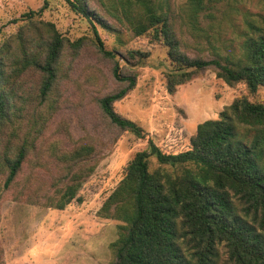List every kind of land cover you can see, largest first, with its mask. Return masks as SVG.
<instances>
[{"label":"trees","instance_id":"trees-1","mask_svg":"<svg viewBox=\"0 0 264 264\" xmlns=\"http://www.w3.org/2000/svg\"><path fill=\"white\" fill-rule=\"evenodd\" d=\"M107 1L109 6L102 3L108 14L135 36L150 32L165 46L170 64L165 88L169 93L205 69L229 86L243 83L251 95L264 88V27L245 20V32L235 48L232 41L230 47L220 40V29L226 20L231 22L240 0H186L184 14L177 17L166 0ZM66 2L89 23L97 50L114 61L111 76L122 84L98 98L101 112L115 127L144 137L139 125L115 112L113 103L135 85L136 75L124 74L122 67L142 63L145 53L129 50L128 57H120L125 64H119L97 31V24L107 28V23L86 0ZM43 8L22 15L38 41L19 31L12 57L6 55L8 49L2 52L6 47L0 49V58L13 64L15 75L28 68L40 72V99L56 81L63 47L53 23L33 18ZM173 18L192 37L201 39L193 45L195 54L184 50L187 47L174 31ZM71 44L76 48L78 43ZM6 65L0 61V136L11 114L10 96L2 85ZM243 128L254 131L249 142L242 140ZM189 144L185 150L166 152L148 139L147 148L134 152L127 162L123 177L97 212L121 222L117 238L109 244L113 264H264V102L247 95L235 97L217 118L196 125ZM30 147L24 143L12 155L8 149L0 153L3 188L16 180ZM93 152L91 145L80 144L56 153L61 171L57 183L62 187L46 197L49 206L63 209L73 199L81 201L76 194L94 168ZM150 157L157 163L153 169Z\"/></svg>","mask_w":264,"mask_h":264},{"label":"rangeland","instance_id":"rangeland-1","mask_svg":"<svg viewBox=\"0 0 264 264\" xmlns=\"http://www.w3.org/2000/svg\"><path fill=\"white\" fill-rule=\"evenodd\" d=\"M86 1L107 23V28L97 24V31L119 64H125L120 57H128L129 50L146 55L142 63L122 67L124 74H135L136 81L133 89L113 103L115 112L139 125L144 137L115 127L101 112L98 98L122 84L111 76L114 61L99 53L83 16L75 13L66 0H0V49L6 47L2 50H9L6 55L12 57L17 51L19 31L38 41L22 15L42 6L33 18L53 23L63 38L57 78L44 99L38 96V70L28 68L15 75L13 64L0 58L7 64L2 85L10 96L11 113L2 125L0 153L8 149L12 155L24 143L33 146L8 188L2 187L0 173V264H113L109 244L117 238L121 222L97 212L123 177L134 152L147 148L148 139L166 152L185 150L196 125L217 118L235 97L247 95L264 102L263 87L248 94L243 83L229 86L211 69L199 72L169 93L165 88V74L170 69L165 46L150 32L135 36L127 25L112 18L104 8L111 2ZM185 1L166 0L174 17L184 14ZM231 18L220 29V40L226 46L232 41L235 48L245 32V20L264 27V1L240 0ZM173 23L177 37L187 47L184 50L195 54L193 45L201 39L192 37L178 18H173ZM76 41L74 48L71 43ZM241 131L245 133L242 140L249 142L254 131ZM80 144L93 147L94 168L77 191L81 201L73 199L63 209H55L46 197L62 187L57 183L61 171L56 153ZM150 162V169L155 168L154 157Z\"/></svg>","mask_w":264,"mask_h":264}]
</instances>
